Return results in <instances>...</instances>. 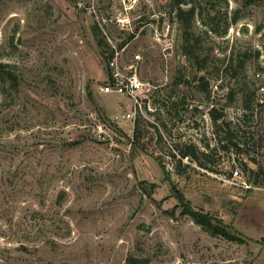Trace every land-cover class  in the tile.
<instances>
[{
    "label": "rangeland",
    "instance_id": "obj_1",
    "mask_svg": "<svg viewBox=\"0 0 264 264\" xmlns=\"http://www.w3.org/2000/svg\"><path fill=\"white\" fill-rule=\"evenodd\" d=\"M194 1L0 0V264H264V0Z\"/></svg>",
    "mask_w": 264,
    "mask_h": 264
},
{
    "label": "built area",
    "instance_id": "obj_2",
    "mask_svg": "<svg viewBox=\"0 0 264 264\" xmlns=\"http://www.w3.org/2000/svg\"><path fill=\"white\" fill-rule=\"evenodd\" d=\"M110 74L106 83L100 87L102 93H116L126 96L132 100L131 108L124 112L120 117L135 120L137 115H144L149 111H154L151 103V91L153 86L143 81L136 72H123L117 56H112L109 60ZM260 91H264L261 85ZM95 130L102 139L109 137V128L103 122L95 126ZM169 166V162L166 163ZM235 177H241L242 171L239 168L233 170Z\"/></svg>",
    "mask_w": 264,
    "mask_h": 264
},
{
    "label": "trees",
    "instance_id": "obj_3",
    "mask_svg": "<svg viewBox=\"0 0 264 264\" xmlns=\"http://www.w3.org/2000/svg\"><path fill=\"white\" fill-rule=\"evenodd\" d=\"M173 4L178 7V16L181 17L182 13L185 11L181 8L182 4H191V7L188 9V13L191 15H194L197 10V4L194 0H172ZM101 44H103L101 42ZM0 66L2 64L0 63ZM110 74V71H109ZM208 82L205 83L204 90H207L208 88ZM246 109H248V104H246ZM215 108L211 110V113L213 115V118L215 121H218L219 118H221L222 114L214 115ZM246 116V113L242 114V117L244 118ZM232 141V139H231ZM235 146H238V142H232ZM193 152L191 150H185L182 151V157L192 156ZM179 195V194H178ZM180 199H182V196H178ZM184 207L188 214L192 217V219L202 225L205 230L211 232L212 234H221L225 237L236 239L235 235L231 234L230 226L224 223V221L221 218H218L217 216L212 215L211 213L204 212L202 210H197L192 208L188 203L184 204ZM143 263L137 259H133V261L130 264H138Z\"/></svg>",
    "mask_w": 264,
    "mask_h": 264
}]
</instances>
